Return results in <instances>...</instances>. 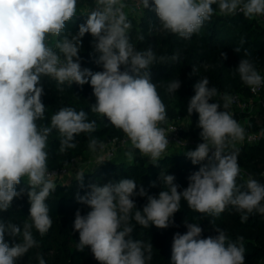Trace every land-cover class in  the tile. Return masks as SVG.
Wrapping results in <instances>:
<instances>
[{"label": "clouds", "instance_id": "obj_1", "mask_svg": "<svg viewBox=\"0 0 264 264\" xmlns=\"http://www.w3.org/2000/svg\"><path fill=\"white\" fill-rule=\"evenodd\" d=\"M137 6L153 10L163 31L184 39L198 33L217 9L220 15L239 12L248 19L264 16V0H152L151 4L150 0H138ZM126 7L124 0H95V7L79 31L71 39L65 36L56 42L57 52L49 46L48 39L59 37L66 23L77 15V0H0V211H7L13 199L23 193V189L16 190L23 178H27L30 189V214L22 228L0 221V264H17L30 249L39 247L33 228L43 236L52 226L45 203L55 191L48 178L46 151L52 130L61 137L59 150L63 153L76 147L75 136L93 133L97 127L84 110L72 107H62L54 113L50 126L40 124L46 112L41 99L44 90L39 86L41 77H50L60 85L90 83L96 98L91 111L106 117L124 133L132 148L150 161H158L169 145L166 130L161 127L167 121L166 106L149 71L157 57L152 49L138 51L130 42L132 24L124 11ZM86 33L95 41L99 53L96 63L102 65L103 71L93 73L81 67L79 52ZM171 59L177 60L178 55ZM236 72L253 92L264 83V77L249 59H241ZM209 82L205 76L194 85L188 113H198L203 142L186 152L194 165L205 160L208 163L189 177L188 187L182 192L173 183L174 176L161 174L167 190L158 197L148 196L142 212L136 209L132 197H143L146 192L143 187L137 191L134 179L90 185V192L77 197L91 209L86 215L76 212L77 250L89 247L100 264H148L152 245L131 238L132 221L145 228H168L182 200L191 210L211 216H219L231 205L243 213L242 223L253 212L264 214V184L252 177L237 184L241 169L235 145L243 141L245 130L227 111L234 98L223 94L224 110H220V103L209 102L219 95ZM180 86L179 80H173L166 91L176 93ZM103 146L94 137L88 143L93 153ZM126 155L131 158L132 152ZM82 178L83 174H79L78 180ZM186 227L185 234L177 232L173 237L171 264H245L243 244L229 242L223 230L216 229L215 237L201 238V227L187 223ZM6 233L19 237V242L9 246ZM238 239L242 241L243 237ZM37 259L39 264H45L39 254Z\"/></svg>", "mask_w": 264, "mask_h": 264}, {"label": "trees", "instance_id": "obj_2", "mask_svg": "<svg viewBox=\"0 0 264 264\" xmlns=\"http://www.w3.org/2000/svg\"><path fill=\"white\" fill-rule=\"evenodd\" d=\"M94 2L95 0H77V15L66 23L65 30L59 37H49V46L58 52L59 50L55 49L56 42L65 36L71 39V36L79 31V26L86 23L87 14ZM213 7L217 8L216 5ZM124 11L132 24L128 32L130 42L138 51L152 49L157 57L149 66V71L152 82L157 84L159 95L166 106L167 118L170 120L177 122L184 117L185 110L188 113L190 99L195 95L194 85L203 77H208L209 87H216L219 93L209 102L220 103V110H224V102L221 99L223 94L227 93L229 96L238 94L242 97L250 95V87L241 81L236 72L241 59H249L258 72L264 69V25L255 18L248 19L239 12L235 15H220L217 9V14L205 22L198 33L184 39L163 31L156 13L150 8L142 9L136 5L128 12L126 8ZM140 36L144 39H139ZM94 44L91 34L86 33L82 38L79 52L81 67L93 73L103 71L102 65L96 63L99 53L95 50ZM236 48L240 51L237 52ZM174 55H178L177 60L171 59ZM160 57L163 59H159ZM124 70L125 66L122 65L121 71ZM128 70L130 72V66ZM173 80H179L181 86L176 93H168L166 91L168 83ZM39 86L44 90L41 99L46 107L45 120L40 121V124L50 126L54 113L62 107H72L77 111L84 110L88 120H95L97 127L93 133L75 136L76 147L69 148L63 153L59 150L61 137L58 131L53 129L49 135L46 148L48 170L70 166L72 162H75V165L70 170L68 174L70 177L67 180L60 178L52 180L55 191H52L45 201L52 226L43 236L33 228V236L39 247L30 249L17 264H39L38 254L43 257L45 264H100L89 247L83 251L77 250L79 233L74 230L76 212L79 210L81 215H86L91 210L78 202V196L90 192L89 186L93 184L103 186L121 179H134L137 191L143 187L146 192L143 197L139 195L132 197L136 209L142 212L148 203V196L158 197L161 191L167 190L161 174L174 176L173 183L178 185V191L182 192L188 187L189 177L208 162L205 160L194 165L186 156V152L190 150L165 151L158 161H150L127 143L117 148L115 156L99 159L88 167L83 166L81 163H89L95 154L101 155L102 152L100 147L94 153L89 150L90 139L94 137L104 145L111 138L124 137V133L116 129L106 117L91 111L96 98L90 83L81 86L65 82L60 85L56 80L43 76ZM227 111L233 114L238 123L244 116L247 117L243 125L244 139L235 145L241 169L237 184H243L249 177L264 184V106H260L254 113L239 114L233 110L231 104ZM198 119L199 115L195 111L191 115L188 113L189 128L181 132L183 137L193 140L201 138L202 129L198 127ZM248 132H257L258 139L254 142L247 141ZM129 151L132 152L131 158L126 155ZM79 174H83L82 181L78 180ZM21 189L23 193L13 199L11 207L7 211H0V221H10L22 228L30 214L27 196L30 189L26 177L16 186L18 192ZM242 214L231 205L219 216L201 214L191 210L187 202L182 200L180 211L174 214L173 223L168 228L160 229L155 225L145 228L132 221L134 230L131 238L145 244L151 243L152 259L148 264H171L174 235L177 232L185 234L188 230L186 223L196 224L202 228L201 238L215 237L218 235L216 229H221L226 233L229 242L237 245L242 243L245 248V264H264V214L253 212L243 223L240 218ZM239 237H243V240H239ZM5 242L12 246L19 242V237H10L6 233Z\"/></svg>", "mask_w": 264, "mask_h": 264}, {"label": "built area", "instance_id": "obj_3", "mask_svg": "<svg viewBox=\"0 0 264 264\" xmlns=\"http://www.w3.org/2000/svg\"><path fill=\"white\" fill-rule=\"evenodd\" d=\"M129 1H134L136 5H138V0H124V2L127 4ZM255 19L264 25V16L255 17ZM262 77H264V69H262L260 72ZM250 95L246 97H242L238 94H232L231 97L234 98L233 100V110L236 111V113L242 114L243 112H246L251 109L252 102L253 101H260V105L264 106V83H262L259 88L253 92L251 88H249ZM161 127H164L166 130V134L168 135L169 145L166 149V151H184V150H195L197 145L202 143V139H188L184 138L181 135V132L183 130H187L189 128V124H184L183 117L180 118L177 122L170 120L167 118V121L161 125ZM173 129H176L173 131ZM259 134L257 132H248L246 134V140L250 142H254L258 139ZM130 141H127V138L124 137H114L107 141L106 144H104L102 148L101 158H110L116 155L117 148L119 146H123ZM73 165H75V162H72L70 166H63L55 170H48L49 171V179L55 180L60 177H64L67 175L70 170L73 168Z\"/></svg>", "mask_w": 264, "mask_h": 264}, {"label": "rangeland", "instance_id": "obj_4", "mask_svg": "<svg viewBox=\"0 0 264 264\" xmlns=\"http://www.w3.org/2000/svg\"><path fill=\"white\" fill-rule=\"evenodd\" d=\"M134 1H132V2H130V7L132 6L133 7V5L135 6V4L133 3ZM261 105H260V101H253L252 102V106H251V109L250 110H248V111H246L248 114L249 113H254L255 111H257L258 110V108L260 107ZM243 114V113H242ZM183 116L186 118V120H188V113L186 112V110H185V112H184V114H183ZM246 119H247V117L246 116H244V118H242L241 119V121H240V125L243 127V125H244V121H246ZM186 125H187V121H186ZM183 131H185V130H183ZM184 138H185V136H184ZM238 142H241V141H238ZM129 145H130V142L128 143ZM100 157H102V155H100L99 153L98 154H95V156L93 157L94 159L93 160H97V159H99ZM96 158V159H95ZM79 164V163H78ZM77 168V167H76ZM61 178V177H60Z\"/></svg>", "mask_w": 264, "mask_h": 264}, {"label": "crops", "instance_id": "obj_5", "mask_svg": "<svg viewBox=\"0 0 264 264\" xmlns=\"http://www.w3.org/2000/svg\"><path fill=\"white\" fill-rule=\"evenodd\" d=\"M130 2H132V1H129V3H127V5H128V7H126V11L128 12V10L129 9H131L132 8V6L130 7ZM134 3V2H133ZM135 4V3H134ZM135 6H136V4H135ZM95 7V2H94V5L92 6V9ZM133 7H134V5H133ZM128 8V9H127ZM186 121H187V124H189V120H186V118L185 117H183V122H184V124H186ZM94 158H92L91 159V161H89V163H81L83 166L84 165H87V167L88 166H90V165H92L93 163H96V161L97 160H99V159H101V157L99 158V159H97V160H93ZM96 159V158H95ZM69 174V173H68ZM65 175L64 177H61L60 178V180H67L70 176L69 175Z\"/></svg>", "mask_w": 264, "mask_h": 264}]
</instances>
